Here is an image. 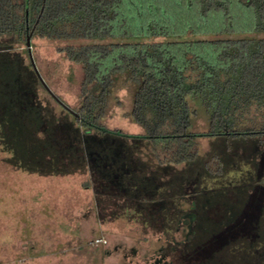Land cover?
<instances>
[{
    "label": "trees",
    "instance_id": "trees-1",
    "mask_svg": "<svg viewBox=\"0 0 264 264\" xmlns=\"http://www.w3.org/2000/svg\"><path fill=\"white\" fill-rule=\"evenodd\" d=\"M27 38L50 42L78 69L75 107L40 82ZM12 42L26 49L17 52ZM0 50L23 54L34 81L65 111L58 121L73 144L56 174L88 172L97 203L115 213L131 200L144 202L138 213L145 218L162 209L172 192L164 174L199 160L203 141L253 138L264 146V0H0ZM124 107L136 134L106 124ZM102 147L116 148L110 158L127 164V184L106 178ZM203 169L220 173L216 153ZM176 193L168 200L181 199ZM173 209L165 217L172 215V232L184 227L188 242L194 216Z\"/></svg>",
    "mask_w": 264,
    "mask_h": 264
},
{
    "label": "rangeland",
    "instance_id": "rangeland-1",
    "mask_svg": "<svg viewBox=\"0 0 264 264\" xmlns=\"http://www.w3.org/2000/svg\"><path fill=\"white\" fill-rule=\"evenodd\" d=\"M11 45L17 52L26 49ZM30 52L47 91L75 107L78 69L45 40H31ZM8 53L0 50V264H154L162 255L166 264H217L218 258L264 264V146L253 138L203 141L199 160L164 174L165 188L182 193L181 199L168 200L172 192L166 193V205L151 208L147 218L138 213L140 201L120 202L124 213H115L107 202L97 203L96 181L88 172L56 174L73 144L58 121L65 111L34 81L25 56ZM126 110L115 109L106 124L136 134L139 128L124 118ZM115 149L102 147L98 157L107 167L101 170L127 184V164L110 158ZM212 153L220 173L203 169ZM174 172L184 176L171 180ZM169 206L175 214H193L190 241L184 227L172 232V215L165 217Z\"/></svg>",
    "mask_w": 264,
    "mask_h": 264
},
{
    "label": "water",
    "instance_id": "water-1",
    "mask_svg": "<svg viewBox=\"0 0 264 264\" xmlns=\"http://www.w3.org/2000/svg\"><path fill=\"white\" fill-rule=\"evenodd\" d=\"M29 45H30V39L27 38V40H26V47H27V48L29 49V51H30V46H29ZM30 60H31L32 65L34 66V63H33V60H32V57H31V56H30ZM34 69H35V66H34ZM35 72H36L38 78L40 79V77H39V75H38L36 69H35ZM40 81H41V79H40Z\"/></svg>",
    "mask_w": 264,
    "mask_h": 264
},
{
    "label": "built area",
    "instance_id": "built-area-1",
    "mask_svg": "<svg viewBox=\"0 0 264 264\" xmlns=\"http://www.w3.org/2000/svg\"><path fill=\"white\" fill-rule=\"evenodd\" d=\"M96 243H104L102 239L95 240Z\"/></svg>",
    "mask_w": 264,
    "mask_h": 264
}]
</instances>
